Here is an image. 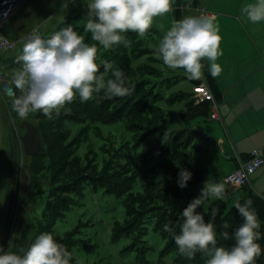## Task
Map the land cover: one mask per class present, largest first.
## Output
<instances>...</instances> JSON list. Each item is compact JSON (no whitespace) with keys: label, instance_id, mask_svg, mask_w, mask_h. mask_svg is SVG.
Returning a JSON list of instances; mask_svg holds the SVG:
<instances>
[{"label":"rangeland","instance_id":"obj_1","mask_svg":"<svg viewBox=\"0 0 264 264\" xmlns=\"http://www.w3.org/2000/svg\"><path fill=\"white\" fill-rule=\"evenodd\" d=\"M177 2L172 0V13L157 17L153 22L163 36L174 21L180 20ZM89 3L91 0H22L0 24V33L17 42L15 49L0 52V72L13 83L15 73L23 68V62L18 58L23 53L26 37L37 26L43 39H49L69 26L85 28ZM87 34L91 36V33ZM158 34L155 35L157 48L160 43ZM170 76L173 77L171 85L168 83ZM164 77L166 79L161 80ZM163 78H158L155 89L159 98L154 103L172 112L171 126H200L206 131L212 120L197 118L185 122L180 118V109L186 100L172 103L169 100L172 93L190 90L193 82L185 70L165 69ZM15 91L18 96L19 90L15 88ZM12 99L7 98L0 87V247L22 255L20 250H27L34 238L50 233L71 253L70 264H179L176 250L166 248L167 239L155 228L154 222L145 225V233L138 228L131 232L127 230L126 192L116 194L89 176L87 168L91 164L98 168L103 159H109V151H103V146L106 149L121 147L128 158L135 155L138 149L130 151L125 146L128 141L132 145L133 140L132 132L124 127L123 120L102 122L86 118L75 121L65 115L55 116L57 123L64 127L62 130L61 126L58 128V134H63L62 146L67 159L71 161L75 157V162H79L77 168L86 169L79 185L63 178L60 180L56 174H42V177L36 174L34 159L25 153L18 127L24 120L38 124L37 118L42 112L30 113L27 119H21L11 107ZM210 145L209 150L191 149L192 166L204 168L206 181L229 188L223 173L234 156L222 151L217 140ZM110 151L114 153L113 148ZM141 180L138 176L136 187ZM230 190L233 194L229 204H233L243 190ZM12 197V215L8 219ZM25 239L29 242L25 243Z\"/></svg>","mask_w":264,"mask_h":264},{"label":"trees","instance_id":"obj_2","mask_svg":"<svg viewBox=\"0 0 264 264\" xmlns=\"http://www.w3.org/2000/svg\"><path fill=\"white\" fill-rule=\"evenodd\" d=\"M177 3L176 11L179 17L184 10L180 7V0ZM72 28H75L73 30L84 37L85 43L89 46L96 45L97 63L101 64V61H107L114 68L120 69L126 79V86L132 89L130 94L125 97L112 98L106 97L102 91L99 94H94L93 99L87 102H81L77 94L73 102L60 109L65 112L61 111L59 115L68 116L75 121L86 118L100 119L102 122L123 120L124 127L132 132V145L128 141L125 146L130 151L138 149L135 155L128 158L125 152L121 151V147L111 146L106 149L103 146V151H109V159H103L102 166L98 168L91 164L90 168H87L89 176L92 180H98L101 184L107 185L116 194L127 193L128 200H125V209L128 231L131 232L138 228L141 233H145V225L148 222H154L155 228L167 239L166 248L176 250L179 264H205L206 258H202L200 253H196L191 259L182 255L175 244L174 235L179 234L180 225L183 223L181 215L183 209L199 197L206 181L204 168L192 166L194 157L191 149L209 150L210 144L216 142V139L198 126L184 125L173 128L171 126L172 112L154 103L159 98L157 89H155L158 78H163L164 70H168L163 65L162 59L156 55L157 39L155 35L159 32L158 39L161 41L162 33L154 25L144 37H139L135 32H127L123 34L128 41L127 47L121 43L114 45L111 49H105L98 42L92 40L85 28H81V26ZM38 30L43 38L39 27ZM202 63L205 65L203 68L204 78L217 98V89L209 74L207 62L202 61ZM100 71L104 72L102 64ZM109 78H113L111 72L105 75V80ZM171 78L173 77L168 78L170 85ZM164 79L166 78L161 80ZM192 82L195 85L200 80H192ZM183 99L186 100L184 107L180 109V118L183 121L210 117L211 102L206 100L195 103L193 90H188V92L180 90L172 93L169 100L172 103ZM53 116L54 120H50L42 113L37 118L39 123H35L43 139V147L38 154L29 155L34 159V169H37L36 174L41 177L42 174L44 176L56 174L60 180L63 178L67 182L80 185L84 178L81 174L86 169L77 168L76 165L79 162H75V157L71 161L67 159L68 156L66 157V151L62 146L63 134H58V128L61 126L62 130L64 127L63 124L57 123L55 112ZM111 148L114 153L110 151ZM182 170L192 173V178L184 189H181L177 183L178 174ZM138 176H141L142 180L136 187L135 182ZM243 189L246 190L245 194L237 201L242 204L245 201L252 202L251 207L256 212L260 224L258 229L260 238L256 242L262 249V254L257 258L255 264H264V197L254 193L249 186H245ZM224 190L222 200L210 197L197 211L204 215L205 220L208 221L211 219V210L218 209L214 221L218 246L230 248L235 241L222 239L220 236L223 231L222 226L224 223L229 224L227 231L231 236L232 232L243 223V217L235 209L237 201L229 204L233 192L228 188ZM165 224L171 231L164 230ZM34 241L35 238L32 243ZM26 242H29V239H25Z\"/></svg>","mask_w":264,"mask_h":264},{"label":"clouds","instance_id":"obj_3","mask_svg":"<svg viewBox=\"0 0 264 264\" xmlns=\"http://www.w3.org/2000/svg\"><path fill=\"white\" fill-rule=\"evenodd\" d=\"M172 0H91L88 4V17L85 31L91 33L92 40L105 49L128 41L124 33L135 32L144 37L153 26L155 18L169 13ZM242 15L252 23L264 21V0H255L241 9ZM215 16H188L174 21L160 41L156 55L168 69H184L188 78L200 80L207 61L209 74L215 78L222 72L217 63L223 52L220 48L221 36L214 23ZM23 68L13 77L19 95L11 100V107L19 118L27 119L30 113L42 112L48 119L53 113L59 116L60 109L71 103L79 95L81 102L93 99L94 94L103 91L108 98L125 97L131 88L126 86L122 71L107 61L97 63V47L89 46L84 37L71 26L61 29L49 39H43L36 32L26 37L23 53L18 58ZM111 72L113 78L105 80ZM192 173L182 170L178 174V186H188ZM224 186L205 181L198 198L183 209V223L174 241L179 252L191 259L196 253L206 258L205 264H255L262 254L260 244V224L251 201L243 204L237 201L235 209L243 217V223L231 236L223 224L220 236L224 240L233 239L230 248L218 246L217 232L214 227L218 209L211 210V219L206 221L197 209L203 202L214 197L224 198ZM164 230L171 231L165 224ZM23 255L0 247V264H70L72 255L52 234L42 233Z\"/></svg>","mask_w":264,"mask_h":264},{"label":"crops","instance_id":"obj_4","mask_svg":"<svg viewBox=\"0 0 264 264\" xmlns=\"http://www.w3.org/2000/svg\"><path fill=\"white\" fill-rule=\"evenodd\" d=\"M195 1L217 14L214 23L222 38L223 55L217 61L222 72L218 77H212L221 119L209 117L213 123L208 125L206 132L217 140L222 151L234 156L226 166L225 177L243 163L251 151L264 150V21L254 24L242 15V7L255 0ZM187 12H181L179 19L191 16ZM247 186L264 197V165L252 175ZM237 190H243L236 196L240 198L246 191L243 188Z\"/></svg>","mask_w":264,"mask_h":264},{"label":"built area","instance_id":"obj_5","mask_svg":"<svg viewBox=\"0 0 264 264\" xmlns=\"http://www.w3.org/2000/svg\"><path fill=\"white\" fill-rule=\"evenodd\" d=\"M183 10L193 12L191 16H212L215 18L216 13L210 12L207 7L201 4L199 1L189 0L182 2L180 6ZM33 32L39 33L38 27ZM32 32V33H33ZM17 42L11 40L5 35L0 33V52L6 50H12L16 48ZM203 71V70H202ZM0 87H2L6 93V97L13 98L16 95L13 83L8 79L4 73L0 72ZM193 98L195 103H201L202 101L211 102L210 118L212 120H220V104L218 103L214 92L204 78V73L200 82L193 85ZM264 165V150L256 148L248 155L246 160L241 163L237 168L232 170L224 177L225 183L230 189L237 190L241 189L250 184L252 175Z\"/></svg>","mask_w":264,"mask_h":264},{"label":"water","instance_id":"obj_6","mask_svg":"<svg viewBox=\"0 0 264 264\" xmlns=\"http://www.w3.org/2000/svg\"><path fill=\"white\" fill-rule=\"evenodd\" d=\"M22 0H0V24L9 17L13 10L20 4ZM18 134L22 140L24 151L28 155L38 154L43 147V139L41 138L37 126L29 120H24L18 127ZM12 197L10 208L8 211V219L12 212ZM8 222V220H7Z\"/></svg>","mask_w":264,"mask_h":264}]
</instances>
